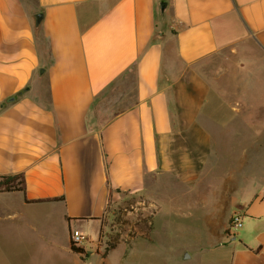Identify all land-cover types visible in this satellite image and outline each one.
<instances>
[{
	"label": "crops",
	"instance_id": "crops-1",
	"mask_svg": "<svg viewBox=\"0 0 264 264\" xmlns=\"http://www.w3.org/2000/svg\"><path fill=\"white\" fill-rule=\"evenodd\" d=\"M216 57L227 64L211 81L202 65ZM252 125L264 126V0H0V176L25 182L0 192V221L64 259L93 264L128 194L158 200L152 235L160 200L191 193L164 190L215 176ZM243 175L217 180L245 184L229 201L214 192L215 211L242 216L215 244L227 264H264V178ZM75 229L93 234L82 252Z\"/></svg>",
	"mask_w": 264,
	"mask_h": 264
},
{
	"label": "rangeland",
	"instance_id": "rangeland-1",
	"mask_svg": "<svg viewBox=\"0 0 264 264\" xmlns=\"http://www.w3.org/2000/svg\"><path fill=\"white\" fill-rule=\"evenodd\" d=\"M226 62V59L223 61L217 57L207 59L202 65L203 72L213 81L216 70L225 67ZM129 76L131 77V73ZM130 77L125 76L113 84L103 97L99 98L96 113L101 114L107 103L114 102L113 99L117 98V94L126 81H130ZM235 133L237 135L233 136V143L222 152V165L214 169L215 176L205 177L199 185L192 188L172 184L173 186L164 190L174 196L183 193L181 191L191 193L176 200H160L162 209L156 215L150 239L139 235L141 230L136 227V222L143 216L153 217L156 209L149 207V203L158 200L149 199L145 194H128L111 203L105 239L102 241L100 255L92 258L93 264H227L226 257L220 254L221 249L215 242L228 240L227 236H222L218 230L226 226L229 228L231 225L233 215L230 212L233 207L229 205L228 209L222 212L215 208V211L213 201L218 198V194L214 195V192H225L229 201L238 194L245 183L238 182L237 179L234 183L217 180L229 172L237 173L242 179L243 174L249 171L255 174L257 179L264 178V126L259 129L256 125L247 129L236 127ZM243 156L249 163L239 167L236 164ZM15 184H19L18 179ZM200 193L207 195L205 199H202ZM14 225L8 221H0V264H78L60 257L64 251L59 250L57 253L55 247L41 245L36 232L28 230L24 236L11 227ZM239 228L231 227V236L237 235ZM82 233L88 240L93 235L90 230ZM115 245L117 247L112 249Z\"/></svg>",
	"mask_w": 264,
	"mask_h": 264
},
{
	"label": "trees",
	"instance_id": "trees-1",
	"mask_svg": "<svg viewBox=\"0 0 264 264\" xmlns=\"http://www.w3.org/2000/svg\"><path fill=\"white\" fill-rule=\"evenodd\" d=\"M41 16L36 17V28L38 29L41 25ZM2 107V106H1ZM19 180V184H15V180ZM24 177L22 174L10 175V176H0V192L2 191H13V190H24ZM153 225L152 216H143L138 222H136V227L139 228L142 237L149 238L150 231ZM114 247V246H113ZM71 248L76 252H82V248L75 247L71 243Z\"/></svg>",
	"mask_w": 264,
	"mask_h": 264
},
{
	"label": "built area",
	"instance_id": "built-area-1",
	"mask_svg": "<svg viewBox=\"0 0 264 264\" xmlns=\"http://www.w3.org/2000/svg\"><path fill=\"white\" fill-rule=\"evenodd\" d=\"M149 207H153L154 209L156 208L154 203H149ZM153 208H151L153 210ZM242 226V216L240 213H234L232 216V222H231V227L233 228H239ZM87 238H85L84 234L78 230L75 229L71 232V243L75 247L82 248L85 241Z\"/></svg>",
	"mask_w": 264,
	"mask_h": 264
},
{
	"label": "water",
	"instance_id": "water-1",
	"mask_svg": "<svg viewBox=\"0 0 264 264\" xmlns=\"http://www.w3.org/2000/svg\"><path fill=\"white\" fill-rule=\"evenodd\" d=\"M14 98L12 97V98H10V100H13Z\"/></svg>",
	"mask_w": 264,
	"mask_h": 264
}]
</instances>
